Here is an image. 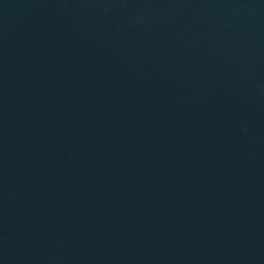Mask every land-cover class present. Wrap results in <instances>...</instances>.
<instances>
[{
	"label": "water",
	"instance_id": "95a60500",
	"mask_svg": "<svg viewBox=\"0 0 264 264\" xmlns=\"http://www.w3.org/2000/svg\"><path fill=\"white\" fill-rule=\"evenodd\" d=\"M0 264H264V0H0Z\"/></svg>",
	"mask_w": 264,
	"mask_h": 264
}]
</instances>
